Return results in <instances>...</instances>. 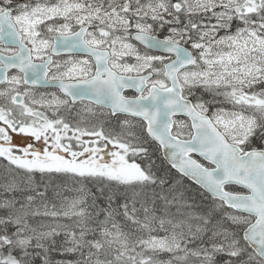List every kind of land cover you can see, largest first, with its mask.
<instances>
[{"label":"snow or ice","instance_id":"1","mask_svg":"<svg viewBox=\"0 0 264 264\" xmlns=\"http://www.w3.org/2000/svg\"><path fill=\"white\" fill-rule=\"evenodd\" d=\"M0 264H264V0H0Z\"/></svg>","mask_w":264,"mask_h":264},{"label":"rangeland","instance_id":"2","mask_svg":"<svg viewBox=\"0 0 264 264\" xmlns=\"http://www.w3.org/2000/svg\"><path fill=\"white\" fill-rule=\"evenodd\" d=\"M19 135H20V134H16V133L13 134L14 138H18ZM24 139H27V138H24ZM37 143H38V142H37Z\"/></svg>","mask_w":264,"mask_h":264}]
</instances>
